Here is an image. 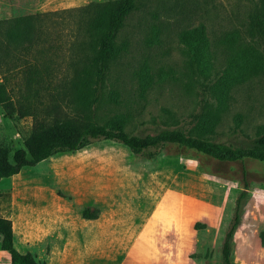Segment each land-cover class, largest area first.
Wrapping results in <instances>:
<instances>
[{
    "label": "rangeland",
    "instance_id": "1",
    "mask_svg": "<svg viewBox=\"0 0 264 264\" xmlns=\"http://www.w3.org/2000/svg\"><path fill=\"white\" fill-rule=\"evenodd\" d=\"M109 1L118 0H0V21L35 16L41 30L36 45L8 43L0 56V83L14 107L25 108V116L9 118L0 107V146L10 159L31 133L30 109L99 124L119 119L138 137L167 130L202 137L197 118L217 106L212 89L226 54L214 48L217 60L204 79L179 34L201 22L209 37L228 30L241 19L234 10L244 19L256 0H210L206 17L191 0H135L104 82L84 98L87 89L74 79L92 52L76 42L74 10ZM263 125L264 74L231 88L215 133L202 138L251 147ZM242 191L232 264H264V162H218L173 145L153 158L111 140L56 153L0 180V217L11 221L17 250L40 264H223ZM0 264H10L1 250Z\"/></svg>",
    "mask_w": 264,
    "mask_h": 264
},
{
    "label": "trees",
    "instance_id": "2",
    "mask_svg": "<svg viewBox=\"0 0 264 264\" xmlns=\"http://www.w3.org/2000/svg\"><path fill=\"white\" fill-rule=\"evenodd\" d=\"M191 2L197 10L204 11L206 17L210 0ZM134 9L135 0H118L94 3L74 10L79 13L78 22L81 24L78 26L80 32L76 42L78 46L92 52L90 64L84 65L75 76L74 85L77 88L89 90L91 85L99 86L104 82L109 63L118 52V33ZM236 13L234 10L236 20L237 17L241 18L237 26L230 24L228 30L213 31L211 37L208 36L207 25L202 22L179 34L180 42L191 52L204 79H208L214 69L216 50L220 47L226 54L225 67L215 88L212 89L217 106L197 118V132L202 137L215 133L214 129L220 121V116L227 108L231 88L249 78L264 74V0L251 1L244 12V19ZM40 34L39 17L24 16L0 21V56L5 53L8 43L25 48L36 45ZM87 90L81 92L84 98L94 92ZM0 107L9 118H13L16 112L19 116H25L24 107H14L4 83H0ZM30 110L33 125L29 137L24 141V148L15 151L10 159L9 149L0 146V180L13 177L23 168L33 167L56 153L79 151L96 140L118 142L135 154L148 158H153L159 149L173 145L195 151L218 162L234 163L246 159L264 162V125L257 129L256 139L251 147L233 148L202 137L186 135L179 130L138 137L126 133L124 123L119 119L108 124H99L92 120L58 114L48 116L37 113L35 109ZM245 201L246 192L242 191L236 201L231 226L222 244L223 264H232V243L241 223ZM85 214L88 218L92 217L88 213ZM0 250L9 255L10 264H40L32 254L17 250L12 223L3 217H0Z\"/></svg>",
    "mask_w": 264,
    "mask_h": 264
}]
</instances>
